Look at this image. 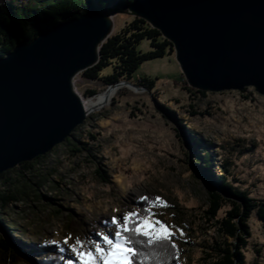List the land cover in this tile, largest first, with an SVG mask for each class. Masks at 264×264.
<instances>
[{
  "label": "rangeland",
  "instance_id": "obj_1",
  "mask_svg": "<svg viewBox=\"0 0 264 264\" xmlns=\"http://www.w3.org/2000/svg\"><path fill=\"white\" fill-rule=\"evenodd\" d=\"M132 18L125 12L113 14V33ZM138 50H151L150 41L143 39ZM111 71L108 66L102 73ZM141 77L155 80L154 87L142 86ZM130 82L137 87L122 85L106 106L87 111L73 131L71 137L86 144L87 151L71 156L63 141L34 168L16 166L8 171L7 176L19 179L16 185L27 183L31 192L28 200L16 202L9 210L6 220L15 226H0V242L5 238L16 247L20 260H10L0 244V264H49L45 254L56 251L60 253L56 264H67L71 253L60 251L65 237L96 238V233L108 231L103 221L147 206L141 200L144 196L167 202V207L152 210L175 231L179 260L212 264L214 242L222 237L220 225L207 217L206 210L212 205L208 190L216 187L221 173L218 165L229 168L234 186L248 190L252 198L264 199V95L251 86L241 91L190 92L184 88L192 87L174 50L144 61ZM73 84L85 101L108 87L82 73ZM92 89L97 93L89 96ZM202 147L211 151L215 161L206 172L193 159L194 151L203 154ZM116 177L122 178L124 188ZM232 210L231 201H222L217 218ZM18 228L22 232L14 233ZM247 228L246 264H264V227L254 213ZM228 242L237 243L233 238ZM31 243L47 248L27 254Z\"/></svg>",
  "mask_w": 264,
  "mask_h": 264
},
{
  "label": "water",
  "instance_id": "obj_2",
  "mask_svg": "<svg viewBox=\"0 0 264 264\" xmlns=\"http://www.w3.org/2000/svg\"><path fill=\"white\" fill-rule=\"evenodd\" d=\"M123 12L171 43L190 87L264 95V0H132ZM113 14L95 7L0 56V174L47 154L85 120L73 80L98 62ZM119 85L137 87H108Z\"/></svg>",
  "mask_w": 264,
  "mask_h": 264
},
{
  "label": "trees",
  "instance_id": "obj_3",
  "mask_svg": "<svg viewBox=\"0 0 264 264\" xmlns=\"http://www.w3.org/2000/svg\"><path fill=\"white\" fill-rule=\"evenodd\" d=\"M130 2L132 0H0V56H5L17 42L29 41L40 31L59 21L69 20L77 15L93 11L95 7L103 12H123ZM143 39L150 41L151 50L146 52L138 50V45ZM172 51L171 43L164 39L158 30L152 28L143 19L132 18L103 42L99 49L98 62L81 73L85 78L100 80L106 86L120 80L130 81L133 73L144 61L164 57L166 54H171ZM108 66H111L112 71L103 74L102 70ZM140 80L144 83L142 86L150 88L155 85V80L149 77H141ZM184 88L190 92L204 93L187 86ZM96 93V90L93 89L88 91L89 96ZM166 109L168 110V108ZM191 136L194 142L198 141L194 132ZM91 137L94 139L93 135ZM64 142L68 146L71 156H78L88 150L86 144H82L81 141H76L72 137L66 138ZM201 151L203 154L193 152L194 161L201 165L200 170L203 169L205 172L212 170L215 166L214 156L208 148L202 147ZM43 157L44 155L37 156L32 161L21 162L17 166H20L21 169H32L34 163ZM218 166L221 173L217 176L216 187H210L208 190L212 205L209 210H206L207 217L220 225L218 231L222 237V240L214 242L212 264H246L244 248L247 238L250 236L247 228L248 219L254 213L264 227V199L252 198L248 190L234 186L229 168ZM10 170L0 174V226L4 224L12 229L15 226L14 222L6 220L9 210L16 202H23L30 198L31 186L27 183L22 186L16 185L19 183V179L17 181V179L7 176ZM104 178L107 177L104 175ZM225 195H231L236 200L233 201ZM37 197H41V194H37ZM225 200L232 202L233 210L227 211L226 216L219 219L217 217L222 208V201ZM17 231L14 233H20L22 229L18 228ZM230 238L235 239L237 243L228 242ZM0 244L10 260H20V251L16 247H11L7 239L1 238ZM137 247L143 253L138 258L137 264H183L179 260L178 248H172L171 244L154 247L145 244L137 245ZM46 248L31 243L26 248V253ZM45 255L49 264H56L60 258V253L57 251Z\"/></svg>",
  "mask_w": 264,
  "mask_h": 264
},
{
  "label": "snow or ice",
  "instance_id": "obj_4",
  "mask_svg": "<svg viewBox=\"0 0 264 264\" xmlns=\"http://www.w3.org/2000/svg\"><path fill=\"white\" fill-rule=\"evenodd\" d=\"M141 200L147 201V206H138L121 217L103 221L108 231L96 233V238L65 237L60 251L71 253L67 264H137L143 255L137 245L171 244L176 248L175 231L152 210L158 205L167 207V202L161 197L153 201L144 196Z\"/></svg>",
  "mask_w": 264,
  "mask_h": 264
},
{
  "label": "bare ground",
  "instance_id": "obj_5",
  "mask_svg": "<svg viewBox=\"0 0 264 264\" xmlns=\"http://www.w3.org/2000/svg\"><path fill=\"white\" fill-rule=\"evenodd\" d=\"M120 88H122V85L115 87H107V89L96 95L94 98L87 99L86 101L82 98L86 112H93L106 106L114 97V95L119 91ZM116 181L121 188L125 187V183L123 182L121 177H116Z\"/></svg>",
  "mask_w": 264,
  "mask_h": 264
}]
</instances>
